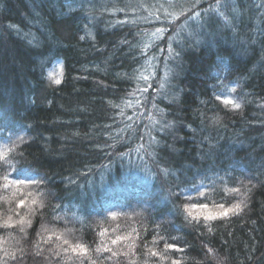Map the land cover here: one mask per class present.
<instances>
[{
  "label": "trees",
  "instance_id": "16d2710c",
  "mask_svg": "<svg viewBox=\"0 0 264 264\" xmlns=\"http://www.w3.org/2000/svg\"><path fill=\"white\" fill-rule=\"evenodd\" d=\"M180 6L0 0V264H264V0Z\"/></svg>",
  "mask_w": 264,
  "mask_h": 264
},
{
  "label": "rangeland",
  "instance_id": "374dc122",
  "mask_svg": "<svg viewBox=\"0 0 264 264\" xmlns=\"http://www.w3.org/2000/svg\"><path fill=\"white\" fill-rule=\"evenodd\" d=\"M188 0H168V3L163 2L162 0H132V3H137L143 9L147 10L148 12H156L160 7L163 10H167L172 13V16H176L179 10H182L184 7L180 5L182 3L187 2ZM157 18L159 16L156 15ZM61 70V65L59 64L55 70V73H59Z\"/></svg>",
  "mask_w": 264,
  "mask_h": 264
},
{
  "label": "snow or ice",
  "instance_id": "6c2138e0",
  "mask_svg": "<svg viewBox=\"0 0 264 264\" xmlns=\"http://www.w3.org/2000/svg\"><path fill=\"white\" fill-rule=\"evenodd\" d=\"M178 55H179V54H177V57H178ZM56 76H57L56 73H54V72H52V71H49V73H48V79H49V80H52L55 84L58 85V84L61 83V80H60L59 78H56ZM217 98H219V97H217ZM235 106H236V107H239V105H235ZM4 131H10V129H9V128H5ZM9 139H11L10 136H9ZM17 140H22V137L17 136ZM11 151H12L11 148H7L6 153H5V156L7 155V153H10ZM16 182H17V183H20V184H23V183H25L26 181L17 180ZM242 195H243V194H242ZM21 203H22V202H21ZM242 203H243V201H242ZM195 206H196V205H193V207H195ZM199 207H201V208H203V209H207V208H208V205H207V204H202V205H200ZM220 207H221L222 210L220 211L219 214H220L221 216H226V215L228 214V211H229V210L224 209V208H223V205H221ZM239 207H240V205H235L233 211H235V210H239ZM213 218H214V217H212L211 214H209V216L207 217V219H213ZM65 243H67V241H65ZM169 247H172V245H169ZM209 251H211V250H209ZM216 264H224V262H223L222 259L217 258V259H216Z\"/></svg>",
  "mask_w": 264,
  "mask_h": 264
}]
</instances>
